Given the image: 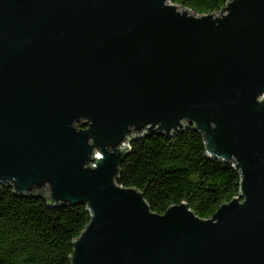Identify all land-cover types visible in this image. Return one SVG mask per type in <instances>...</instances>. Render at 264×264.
I'll use <instances>...</instances> for the list:
<instances>
[{"label":"water","instance_id":"1","mask_svg":"<svg viewBox=\"0 0 264 264\" xmlns=\"http://www.w3.org/2000/svg\"><path fill=\"white\" fill-rule=\"evenodd\" d=\"M188 126L240 175L210 218L116 183L133 140ZM3 186L86 205L72 264H264V0H0Z\"/></svg>","mask_w":264,"mask_h":264},{"label":"trees","instance_id":"2","mask_svg":"<svg viewBox=\"0 0 264 264\" xmlns=\"http://www.w3.org/2000/svg\"><path fill=\"white\" fill-rule=\"evenodd\" d=\"M228 1L172 0L198 14L218 12ZM129 149L116 183L139 189L157 213L186 202L198 216L210 218L239 193V172L208 156L193 126L171 136L144 135ZM90 217L84 204L52 206L48 191L22 196L0 187V264H72L73 240Z\"/></svg>","mask_w":264,"mask_h":264}]
</instances>
